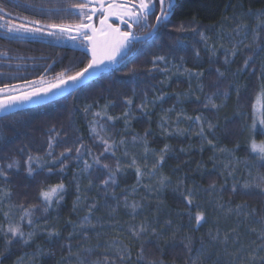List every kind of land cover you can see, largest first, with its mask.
Here are the masks:
<instances>
[{
	"label": "trees",
	"instance_id": "1",
	"mask_svg": "<svg viewBox=\"0 0 264 264\" xmlns=\"http://www.w3.org/2000/svg\"><path fill=\"white\" fill-rule=\"evenodd\" d=\"M76 1L0 0V6L13 15L40 24L67 25L72 23L75 12L69 6ZM181 24L192 25L195 30L176 31ZM200 33L206 39H201ZM257 33L258 39L254 41ZM177 38L184 41L185 51L176 52ZM2 46L7 55L0 56V87L22 85L26 80L37 81L40 77L52 81L60 72L82 67V62L89 57L86 52L39 41L5 40ZM232 49H236L235 56L231 54ZM156 55L168 57L170 73L148 72L152 67L150 61ZM248 56L253 59L248 68H243ZM131 60L138 69L136 77L125 74L127 67L123 63L111 65L93 82L77 90L75 97L68 95L0 119V165L6 167L12 159L20 161L19 170H8L6 184L0 183V189L11 193L3 197L0 192V264H77L74 255L77 252L89 260L112 255L107 244L113 240L123 241L131 250V259L126 264H148L152 260L158 264H191L190 256L197 255V264H264L259 259L264 252L255 261L251 259L254 250L264 244L258 237L264 218V191L242 187L244 181L254 183L258 175H264V168L254 166L255 154L246 141L256 96L264 83L261 71L264 68V0H179L156 36L140 43ZM173 64L181 65L179 72ZM184 68L203 75L189 78ZM217 69L224 76H219ZM200 85H203L202 91ZM145 93L153 103L142 112L138 105L145 99ZM161 95L163 99H156ZM209 95L216 108L204 107ZM126 97L133 99L128 124L123 118L127 111ZM86 104L93 105L95 111L109 104L108 114L118 119L107 121L105 117L102 121L109 129L108 136L117 143L121 139L125 141L116 149L115 157L110 153L101 156L102 163L112 168L119 160L121 169L107 194L102 184L107 170L101 167L81 172L82 162L78 164L72 159L67 161L63 173L58 164H49L51 173L46 167L29 175L24 163L28 154L43 155L48 136L52 134L49 130L53 128L62 133L63 138H57L61 144H71L82 137L86 145L92 146L95 155H101L103 145L94 142L89 130L92 116L82 110ZM196 116L204 124L206 139L197 135L198 127L193 119H186ZM165 118L167 122L161 127ZM208 123L213 125L211 129ZM145 133L147 152L154 158L148 163L142 158L147 154L141 153L145 152V142L139 139ZM256 138L260 141L263 136L256 135ZM166 145L168 151L163 164L153 175H148ZM60 151L63 147L58 145L53 155ZM133 158L144 173L139 183L136 168L129 166ZM161 175L169 178L163 188L159 184ZM60 182L66 187L63 201L44 213L39 196L41 188ZM77 196L80 203L73 211ZM186 197L191 199L190 205ZM133 202L139 205L134 212L131 207H125ZM92 203L97 204L90 217L96 227L81 228L79 225ZM32 205L36 206L34 224L28 225L27 220L22 223L25 233H34L32 239L24 243L17 236L7 244L11 234L6 237L4 233L9 224L19 223L23 210ZM198 214L204 216L199 226L195 220ZM141 224L147 231L137 238L130 228ZM53 229L58 235H49ZM97 233L101 234L99 239ZM188 243L191 252L185 247ZM69 245L73 255L69 254ZM86 247L93 248V252L81 251ZM141 247L144 259L137 260Z\"/></svg>",
	"mask_w": 264,
	"mask_h": 264
},
{
	"label": "snow or ice",
	"instance_id": "2",
	"mask_svg": "<svg viewBox=\"0 0 264 264\" xmlns=\"http://www.w3.org/2000/svg\"><path fill=\"white\" fill-rule=\"evenodd\" d=\"M176 4L175 0H80L78 3L71 4L69 7L72 9L78 10V22L74 25H64V24H48L43 27H38L39 21L32 20L29 23L32 25L29 27L26 24H13L11 20H6L4 23L0 24V29H3L5 36L9 34H15L17 36L22 35H38L43 34L45 29H48L47 35L55 37L57 39L62 38L65 34L67 38L72 41L79 40L80 44L90 52V56L86 57V62H82L83 66L74 68L72 70H66V72H60L56 78L47 83L43 82V77H40L41 84L37 85L35 81H27L26 83L32 85L28 89H20L17 85L5 84L4 87H0V114L2 118H7L12 114L18 107L27 104L39 101L42 99H47L52 97L57 92L65 91L67 89H74L75 86L84 85L85 81L89 80L90 77L95 74L103 71L109 65H119L121 63L127 67V72L125 73L129 77H136L138 74V69L136 64L131 60L134 51L140 43L152 40L159 31L160 26L164 25L165 22L169 19L170 13L174 10ZM157 9L158 13L157 14ZM11 12H5L4 7L0 6V20H3L5 16H11ZM150 18L154 19V23L150 21ZM118 21V23H115ZM96 21H98L99 26L97 27ZM260 25L258 24V28ZM138 29V30H137ZM195 30L192 25L181 24L176 27V31H188ZM238 31V30H237ZM75 35H72V33ZM257 30L254 29V33ZM201 39H206L203 33L199 34ZM258 39V33L254 34L253 40ZM251 47V45H248ZM175 50L177 53L185 51L186 46L182 39L177 38L175 43ZM231 54L235 56L236 49L231 50ZM0 55H7V53H0ZM199 55V53H197ZM213 55H215V49H213ZM253 56H248L243 64V68H248L250 66V61H252ZM229 61L227 59V54L225 55V63ZM152 67L148 69V72L161 71L165 73H170L172 69L168 67V57L164 55H156L150 61ZM131 65V66H128ZM47 67H51L48 65ZM177 72H179L181 65L173 64L172 66ZM239 71V69H238ZM255 71V69H253ZM264 72V68L261 69ZM219 76H224L223 72H220L217 69ZM184 73L189 76V78L196 76L199 78L203 73L195 72L184 68ZM2 75V73H0ZM201 91L203 90V85H200ZM135 94V93H134ZM213 93L212 95H215ZM70 96L75 97V91L69 93ZM212 95H209L206 98V103L204 107L216 108L217 105L212 99ZM223 95L226 97L227 92H224ZM156 99H163V96H158ZM257 103L264 102V83L260 85L259 92L256 96ZM125 106L127 111L123 113V118L125 124H128L129 120L132 118L130 113L132 111L133 99L126 97L124 99ZM149 101L147 99V93H145V99L138 105L140 110L143 112L144 109L148 106ZM110 107L109 104H105L100 111H95L93 105L86 104L83 107V112L92 116V119L89 121V130L92 134L94 142H99L103 145L101 155H95L92 150L91 145H86L82 137H77L76 141L71 144L63 143L61 144L57 138L62 137V133L56 131L54 128L50 129L51 135L48 136L46 150L43 155L28 154L27 159L25 160L26 170L29 175H32L34 172L40 169L46 168L49 164L59 166V171L63 173L67 168V161L75 159L78 164L82 162L83 167L80 168L81 172H87L93 167H101L107 170V178L102 180L104 185L105 194L110 190L111 185L116 183L117 172L121 171L119 160L116 162L115 168H112L107 163H102L101 156L105 153H110L111 156L115 157L116 149L125 143L123 139L117 143L115 140H111L108 136V127L102 121L104 118H107V121H114L118 117H113L108 114L107 109ZM255 109V105H254ZM171 111V109H169ZM98 118V119H97ZM186 119H193V122L200 128L198 135L206 139L204 136V124L201 123L200 116L195 118L186 117ZM166 118L162 122L161 127H164L166 123ZM207 127L211 129L213 125L208 123ZM250 132L249 146L251 153L255 155L252 157L255 162V167L264 168V140H261L259 143L254 138L256 135L264 136V108L255 111V119L249 125L248 128ZM176 131H180L178 128ZM63 135H66L63 134ZM147 133L144 137L139 139L144 140L145 142V151L147 152V142H146ZM137 137H133V140H136ZM209 144L212 141H207ZM63 147V151H60L58 155L54 156L53 153L56 150L57 146ZM224 151V149H219ZM23 151V149H21ZM168 151V146L166 145L159 154V158L156 160L151 171L148 175H153L156 172L157 168L164 162V156ZM124 155H128L127 151L124 152ZM87 156L89 159H85ZM47 158V159H46ZM131 167L136 168V175L139 178L144 175L141 169L137 166L135 158L130 162ZM20 168V161L17 159H12L7 163L6 167L0 165V183L6 184L8 177V170ZM49 173L52 172L51 167H47ZM231 174V173H230ZM251 175V172L249 173ZM169 178L167 176H160L159 184L163 188L167 184ZM91 186V182H90ZM244 189L250 187L258 188L261 191H264V175H258L254 183L249 181H244L242 184ZM237 189L235 185L232 188V191L235 192ZM77 191L79 192V184H77ZM0 192H3V197L10 196V192H5L3 189H0ZM66 192V187L63 182L57 183L55 185H49L47 188H41L39 196L41 197V203L43 205L44 213H47L49 208L58 207L64 199V194ZM127 199V198H125ZM188 204H191V199L186 197ZM0 203H2V198H0ZM80 203V197L77 196L76 201L74 202L73 211ZM22 209L23 205H19ZM35 205L30 206L27 209L23 210L22 215L20 216V222L16 224H9L7 231L4 233L5 236L10 233L11 239L7 240V244H11L13 239H16L17 236L24 243H28L32 237L33 232L25 233L22 230V223L27 220L28 225H33L34 221L32 219L34 215L33 209ZM125 207H131L133 212L139 205L133 202L131 205L125 204ZM97 208L96 203L89 205L88 214L83 217V222L79 225L81 228L85 226L95 228L96 225L92 223L90 217L93 213V210ZM8 213H5L7 217ZM196 225L199 226L200 222L204 220L203 214H198L195 217ZM261 231L258 233L260 240H264V218L261 219ZM132 235L139 238L140 234L147 231V227L143 224L139 226H133L130 228ZM255 231V229H253ZM49 235H58L53 229L49 232ZM101 236L100 233H97V239ZM214 237L213 239H215ZM227 240V237H224ZM100 247V245H97ZM189 252L192 251L191 244L188 243L185 245ZM69 254L73 255L71 246H68ZM107 248L112 251V255H104L103 257L97 258L95 260H89L87 257H81L79 252L75 253L77 257V264H126L127 260L131 259V250L123 244V241L117 243L116 240H113L111 243L107 244ZM83 252L92 253L93 248L86 247L81 249ZM260 252H264V244H261L259 248L255 249L251 255V259L255 261ZM144 259V249L141 247L140 254L137 256V260ZM259 259L264 261V255H260ZM199 260V255L196 257L190 256L191 264H197ZM148 264H158L157 261H148Z\"/></svg>",
	"mask_w": 264,
	"mask_h": 264
},
{
	"label": "flooded vegetation",
	"instance_id": "3",
	"mask_svg": "<svg viewBox=\"0 0 264 264\" xmlns=\"http://www.w3.org/2000/svg\"><path fill=\"white\" fill-rule=\"evenodd\" d=\"M177 1L179 0H175V4L177 3ZM77 3L80 2V0L76 1ZM5 12H7L5 10ZM72 14V13H71ZM74 14V17L73 19L71 20L72 23H69L67 25H74L75 23L78 22V10L75 9V12L73 13ZM157 14L158 13V9H157ZM172 14V12L170 13V15ZM6 20H11V22L13 24H26L28 26H32L29 22L30 20H27V19H23V18H20L18 17L17 15H11V16H5L3 20H0V24L4 23ZM150 21L152 23H154V19L150 18ZM115 23H118V21H115ZM96 24H97V27L99 26L98 24V21H96ZM37 26H45V24H40L37 25ZM138 30V29H137ZM74 35V34H72ZM16 41V40H22L24 42H35V41H39L43 44H46V45H56L58 47H61L63 49H66V50H72V51H78V52H84V47L80 44L79 40L75 41L76 45H69V44H63V43H56L54 42L52 39H51V36H48L47 34H43L42 36H34V35H22V36H17L15 34H9L7 36H5V32L3 29H0V53H3L5 52L4 49H3V41ZM2 56V55H0ZM20 66H23L24 65H19ZM25 69V67H24ZM45 75V73H44Z\"/></svg>",
	"mask_w": 264,
	"mask_h": 264
},
{
	"label": "water",
	"instance_id": "4",
	"mask_svg": "<svg viewBox=\"0 0 264 264\" xmlns=\"http://www.w3.org/2000/svg\"><path fill=\"white\" fill-rule=\"evenodd\" d=\"M72 34L75 35L74 32ZM84 52H86L88 54V56H90V52L88 50L84 49ZM109 66H111V65H109ZM101 72H99V73L95 74L94 76L90 77L89 80L85 81L84 85H78V86H75L74 89H67L65 91L57 92L55 95H53L52 97H49L47 99H42V100H39V101H35L33 103L24 104V105L18 107L12 114H15V113H18V112H21V111H25V110H29V109H34V108L41 107V106H45L47 104H50V103H53L55 101L61 100V99L65 98V97H67L70 92H72V91L76 92L77 90L81 89L82 87L86 86L87 84L93 82L100 75ZM12 114H10V115H12ZM1 118H2V114H0V119Z\"/></svg>",
	"mask_w": 264,
	"mask_h": 264
},
{
	"label": "rangeland",
	"instance_id": "5",
	"mask_svg": "<svg viewBox=\"0 0 264 264\" xmlns=\"http://www.w3.org/2000/svg\"><path fill=\"white\" fill-rule=\"evenodd\" d=\"M29 27H31V26H29ZM38 27H43V26H38ZM47 31H49L48 29H45V31H44V33L43 34H47ZM43 34H38V35H34V36H42ZM51 39L54 41V42H56V43H63V44H69V45H76L75 43L76 42H74V41H72V40H69L68 38H67V35L65 34L62 38H59V39H57V38H55V37H52L51 36ZM36 83H37V85H40L41 84V81L40 80H37V81H35ZM43 82L44 83H47V82H49V81H45V80H43ZM20 89H28L29 87H31L32 85H30V84H28V83H26V84H22V85H17ZM261 108H264V102H261V103H257V101H256V103H255V109L253 110V114H252V120L253 119H255V111L256 110H260ZM196 125V124H195ZM197 126V125H196ZM198 127V126H197ZM249 128V127H248ZM199 131H200V128L198 127V128H196V132L197 133H199ZM198 135V134H197ZM250 132H249V130L247 129V135H246V141H247V144H248V146H249V140H250ZM198 136H200V135H198ZM255 139H256V141H257V138H256V136L254 137ZM261 140H264V136H263V138L261 139ZM260 140V141H261ZM260 141H257L258 143L260 142ZM249 148H250V146H249ZM251 150V149H250ZM142 154H147V155H144L142 158H143V160L145 161V162H147L148 163V161H150V159H154L153 158V156H151V153H146V151L145 152H141ZM149 171H151V170H149ZM149 173V172H148Z\"/></svg>",
	"mask_w": 264,
	"mask_h": 264
}]
</instances>
